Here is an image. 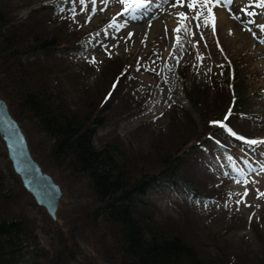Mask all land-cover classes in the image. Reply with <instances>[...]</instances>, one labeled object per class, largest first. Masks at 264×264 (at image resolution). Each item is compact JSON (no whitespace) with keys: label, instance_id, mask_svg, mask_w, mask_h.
<instances>
[{"label":"rangeland","instance_id":"374dc122","mask_svg":"<svg viewBox=\"0 0 264 264\" xmlns=\"http://www.w3.org/2000/svg\"><path fill=\"white\" fill-rule=\"evenodd\" d=\"M43 1L53 7L51 15L58 22L53 29L75 41L65 51L70 73L66 75L67 71H62L60 78L62 82L64 78L73 96L69 97L71 104L92 107L102 120V126L97 129L98 146L118 137L129 162L141 167L156 163L160 153L169 152L171 141L190 128L201 141L216 135L218 144L206 142L207 146L187 156L180 170L183 178L195 186L200 198L172 191L167 182H160L150 193L156 218L169 228L179 227L187 239L198 242L212 258H229L234 264H264V197L257 199L256 191L264 192V173L257 175L252 171L264 165V145L251 146L237 138L244 135L264 140V42L261 39L264 29L259 27L264 25V7H257L260 0H233L232 4L214 8L215 34L211 27L196 29L197 21H192L191 31L195 35L179 34L183 40L182 58L176 55V59L172 55L177 47L176 34L172 31L177 26L176 17L168 20L169 12L188 9L172 8L175 0H151L150 4L155 6L149 5L141 10L138 19L128 20L126 28L118 33L109 30L108 35L103 30L122 11L116 0L104 11L99 10L104 5L97 0L94 15L90 3L86 11H81L78 0L75 3ZM73 8L77 13L74 19ZM28 13L29 10L19 14L25 17ZM125 19L117 16L118 22ZM128 32L134 35L125 43L121 37H126ZM253 32L257 34L255 37ZM100 41L109 46L111 56ZM114 44L117 46L111 47ZM198 53L204 56L203 61L197 59ZM92 57L96 63L89 62ZM182 69L193 91L202 93L197 97L200 100L197 105L189 103L184 95ZM232 85L237 95L242 96L239 101L246 102L240 109V118L230 120L239 134H227L237 141L218 134L214 127L221 128L219 125L208 124L213 118L220 121L221 115L228 114L235 95ZM105 93L104 103L99 104ZM94 102H97L95 106ZM241 104L242 101L235 108ZM22 120L20 127L31 155L41 168L46 167L43 160L48 146L42 133L32 120L25 117ZM45 161L48 162L46 158ZM0 173L6 176L7 187L13 194L8 209L23 218L37 236L42 254L39 264H49L56 257L52 227L63 230V236L70 242L73 240L71 256L64 264H116L115 232L101 218H93L94 211H90L93 200L82 178L70 177L67 171L47 172L63 192L57 222L52 226L46 211L12 178L15 174L1 139ZM242 173L256 183L246 186L236 183L235 179ZM245 187L249 194L243 198L244 203L237 204L240 197L235 194H243Z\"/></svg>","mask_w":264,"mask_h":264},{"label":"trees","instance_id":"16d2710c","mask_svg":"<svg viewBox=\"0 0 264 264\" xmlns=\"http://www.w3.org/2000/svg\"><path fill=\"white\" fill-rule=\"evenodd\" d=\"M44 3L43 0H0V98L8 104L19 125L23 117L28 118L42 133L48 146L45 156L48 162L44 158L43 170L67 171L70 177L84 180L93 200L90 206L93 218H101L115 232L116 264H234L229 258L210 257L198 242L187 239L179 227L169 228L159 221L150 198L151 189L160 182H167L172 191L200 198L195 186L183 178L180 170L187 156L207 146L206 142L218 144L216 135L201 141L190 128L171 141L169 152L160 153L156 163L141 167L129 162L118 137L98 146L97 129L102 126V120L92 107L72 105L70 89L64 78L63 82L60 78L62 71H67L66 75L70 73L65 51L75 41L53 29L58 24L51 15L53 7ZM27 10L25 17L20 16L21 11ZM184 72L182 69L184 95L189 103L197 105L200 103L197 97L202 93L193 91ZM232 91L235 93L232 114L228 120L221 115L220 121L236 132L230 120L240 118V109L246 102L239 101L242 96L237 95L233 85ZM212 121L217 119L208 124ZM214 129L230 141H237L230 139L223 128ZM12 178L22 187L16 175ZM6 180L0 173V264H39L42 254L36 234L23 218L8 209L13 194ZM51 224L55 226L52 220ZM52 229L57 249L49 264H64L71 256L73 240L64 237L63 230Z\"/></svg>","mask_w":264,"mask_h":264},{"label":"snow or ice","instance_id":"6c2138e0","mask_svg":"<svg viewBox=\"0 0 264 264\" xmlns=\"http://www.w3.org/2000/svg\"><path fill=\"white\" fill-rule=\"evenodd\" d=\"M75 3L76 0H73ZM79 4L82 6L81 11L87 10V5L90 3L93 5L92 7V14L94 15L96 12L95 5L97 4V0H78ZM112 0H100V3L104 5L103 8H100V11H104V8H106ZM116 2L120 5H122V11L117 13V16L119 17H126L124 22H118L117 16L112 17L111 22L107 25L106 29H104L105 35L109 34V30L113 32H120L121 29H124L128 26V20H135L139 18V14L141 10L147 9V7L150 5L151 0H116ZM233 0H175L174 3L171 4L172 8H187L188 11H178L175 13H169L170 15H173L176 17V24L177 26L172 30L175 35L176 39V51L173 55V59H176V55H180L182 58V48H183V40L180 33H184L185 35H195L191 31V25L192 21H197L195 24L196 29H200L201 27H211L213 34H215V13L213 12V9L225 4H232ZM257 7H264V0H260V3L257 5ZM60 11H63V9H60ZM73 14V19L75 18V15L77 14L75 11V8L71 9ZM251 14V13H249ZM92 17L91 15L88 17L90 20ZM235 18V17H234ZM149 27H151V22L149 21ZM261 29H264V25H259ZM248 31H252L251 29H247ZM165 32L167 34V26H165ZM100 33H97L96 36L99 37ZM134 33L128 32L126 37H121V39H124L125 43H127L129 40H131ZM257 34L253 32V36L255 37ZM114 38V37H113ZM146 38V37H145ZM201 39H203V34L201 33L200 36ZM262 42H264V35L261 37ZM119 41H117V44ZM117 44L112 45L111 47H116ZM101 47L105 48L106 51H108L109 56H111V51L109 50V46L104 43L103 41H100ZM196 45L194 44L193 47ZM127 50V49H125ZM171 54V53H170ZM197 59L200 61H203L204 56L200 53L197 54ZM90 63H96L95 57H92V59L89 61ZM177 63H179V60H176ZM138 67L136 68V71H140L139 61H137ZM195 67V65H194ZM220 67H223L222 65ZM154 71V69H148L145 68V71ZM171 70V69H169ZM127 71V69H125ZM211 71V69H209ZM115 83L113 87L115 88ZM232 114V110L229 109L228 114L225 116V120H228V117ZM214 125H219L221 128H223L225 131H227L230 135L237 136V134L228 127L227 124L221 121H212L210 122ZM238 139L244 141V143L256 146V145H264V140H257V139H245L243 136H237ZM252 171L256 172L257 175H260L261 173H264V165L260 167V169L257 171L256 169H252ZM236 183L242 184V185H248L249 183H256L255 180H249L246 175L243 173L241 174L240 178L235 179ZM257 191V199L264 197V192H260L259 189ZM249 194L247 187H245V191L243 194L236 193L235 195L239 196L240 199L236 201L237 204L244 203V197H247ZM231 195V194H230ZM251 207V205H247ZM258 207V205H257Z\"/></svg>","mask_w":264,"mask_h":264},{"label":"water","instance_id":"95a60500","mask_svg":"<svg viewBox=\"0 0 264 264\" xmlns=\"http://www.w3.org/2000/svg\"><path fill=\"white\" fill-rule=\"evenodd\" d=\"M0 139L4 144L12 171L23 189L37 206L42 207L53 222L63 192L57 182L45 172L30 153L27 139L10 113L8 104L0 98Z\"/></svg>","mask_w":264,"mask_h":264},{"label":"bare ground","instance_id":"6f19581e","mask_svg":"<svg viewBox=\"0 0 264 264\" xmlns=\"http://www.w3.org/2000/svg\"><path fill=\"white\" fill-rule=\"evenodd\" d=\"M150 5L155 6V4H150ZM169 13H174V10H170ZM169 15H170V14H169ZM173 18H174V16H173V15H170L169 18H168V20L172 21Z\"/></svg>","mask_w":264,"mask_h":264}]
</instances>
